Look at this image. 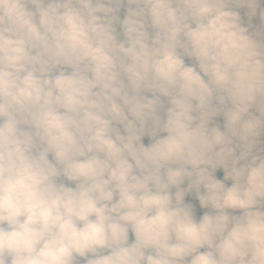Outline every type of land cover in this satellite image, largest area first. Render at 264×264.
<instances>
[{"label":"clouds","instance_id":"9594fccd","mask_svg":"<svg viewBox=\"0 0 264 264\" xmlns=\"http://www.w3.org/2000/svg\"><path fill=\"white\" fill-rule=\"evenodd\" d=\"M0 264H264V0H0Z\"/></svg>","mask_w":264,"mask_h":264}]
</instances>
